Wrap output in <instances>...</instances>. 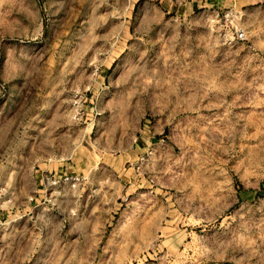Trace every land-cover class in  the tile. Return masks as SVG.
<instances>
[{"label":"rangeland","instance_id":"374dc122","mask_svg":"<svg viewBox=\"0 0 264 264\" xmlns=\"http://www.w3.org/2000/svg\"><path fill=\"white\" fill-rule=\"evenodd\" d=\"M0 264H264V0H0Z\"/></svg>","mask_w":264,"mask_h":264},{"label":"crops","instance_id":"0c3cea01","mask_svg":"<svg viewBox=\"0 0 264 264\" xmlns=\"http://www.w3.org/2000/svg\"><path fill=\"white\" fill-rule=\"evenodd\" d=\"M138 139H139V140H138ZM138 139H137V143H139V141H142V142H143V140H144V137L142 138V136H141V138L139 137ZM136 145H137V146H138V148H139V145H138V144H136Z\"/></svg>","mask_w":264,"mask_h":264}]
</instances>
